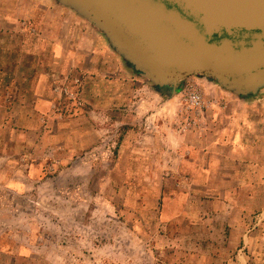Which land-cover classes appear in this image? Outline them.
I'll list each match as a JSON object with an SVG mask.
<instances>
[{
	"label": "rangeland",
	"instance_id": "obj_1",
	"mask_svg": "<svg viewBox=\"0 0 264 264\" xmlns=\"http://www.w3.org/2000/svg\"><path fill=\"white\" fill-rule=\"evenodd\" d=\"M30 1L36 40L63 48L62 66L52 61L46 67L47 75L57 76L53 110L62 121L63 150L56 153L54 139L48 140L40 182H31L23 196H0L11 207L0 211V250L14 252L16 264H156L172 248L166 235L173 231L159 224L155 210L169 157L145 137L159 133L153 122L163 134L184 129L191 133L187 141L198 131L207 145L218 123L227 125L229 108H262L264 90L232 106L218 99L227 91L215 81L192 76L174 98L161 95L75 11L56 0ZM187 85L203 94L200 111L182 103ZM155 114L149 126L141 123ZM261 119L240 116L243 136L247 130L259 135Z\"/></svg>",
	"mask_w": 264,
	"mask_h": 264
},
{
	"label": "crops",
	"instance_id": "obj_2",
	"mask_svg": "<svg viewBox=\"0 0 264 264\" xmlns=\"http://www.w3.org/2000/svg\"><path fill=\"white\" fill-rule=\"evenodd\" d=\"M30 4L0 0V196H23L31 182H40L48 140L54 139L53 151L63 150V125L53 110L57 76L46 73L52 61L62 66L63 48L36 40ZM229 93L219 92L218 99L232 106L249 100ZM246 106L245 112L229 108L227 125L218 123L207 145L198 131L187 141L191 133L169 129L163 134L154 122L159 133H141L169 157L155 210L159 224L173 231L166 235L172 248L156 264H264V126L262 137L248 130L245 137L238 122L257 114L264 124V106ZM157 115L141 123L149 126ZM8 209L0 199V211ZM0 259L16 264L17 257L0 250Z\"/></svg>",
	"mask_w": 264,
	"mask_h": 264
},
{
	"label": "water",
	"instance_id": "obj_3",
	"mask_svg": "<svg viewBox=\"0 0 264 264\" xmlns=\"http://www.w3.org/2000/svg\"><path fill=\"white\" fill-rule=\"evenodd\" d=\"M97 28L156 92L205 76L240 97L264 90V0H56Z\"/></svg>",
	"mask_w": 264,
	"mask_h": 264
},
{
	"label": "built area",
	"instance_id": "obj_4",
	"mask_svg": "<svg viewBox=\"0 0 264 264\" xmlns=\"http://www.w3.org/2000/svg\"><path fill=\"white\" fill-rule=\"evenodd\" d=\"M182 103H184L187 110L200 111L204 107L203 94L195 87L187 85Z\"/></svg>",
	"mask_w": 264,
	"mask_h": 264
},
{
	"label": "flooded vegetation",
	"instance_id": "obj_5",
	"mask_svg": "<svg viewBox=\"0 0 264 264\" xmlns=\"http://www.w3.org/2000/svg\"><path fill=\"white\" fill-rule=\"evenodd\" d=\"M167 93V90H165V94Z\"/></svg>",
	"mask_w": 264,
	"mask_h": 264
}]
</instances>
